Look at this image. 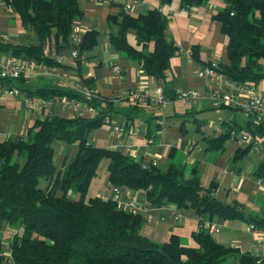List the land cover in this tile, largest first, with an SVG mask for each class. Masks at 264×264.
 Instances as JSON below:
<instances>
[{
  "label": "trees",
  "instance_id": "obj_1",
  "mask_svg": "<svg viewBox=\"0 0 264 264\" xmlns=\"http://www.w3.org/2000/svg\"><path fill=\"white\" fill-rule=\"evenodd\" d=\"M4 1L12 19L23 29L35 31L39 44H14L0 36L1 52L46 66H66L58 59V50L66 43L79 50L80 57L73 59L79 67L97 44L98 32L94 30L87 31L80 44L72 42L73 24L83 15L80 0ZM206 1L182 0L181 7L188 9ZM213 19L222 24L228 52L227 60L217 61L215 70L240 84L264 80V0H226ZM108 23L112 46L163 85L177 49L166 34L167 16L153 7L145 14L122 11L119 16L109 15ZM130 29L136 31V44L128 39ZM191 57L199 66L212 61L203 60L196 46ZM23 79L0 81L28 91L31 98L84 99L96 114L66 117L53 112L59 107H51L25 135L0 141V264H264V256L220 243L210 230L201 227L192 233V244L183 243L176 233L158 243L141 231L148 221L146 215L121 207L117 199L89 196L98 165L108 158L110 185L142 191L150 206L175 205L193 209L199 216L264 224V218L247 215L238 200L227 203L217 199L216 185L205 187L194 173L195 166L190 171L173 160L165 167L148 166L120 151L93 146L90 133L109 122L115 98L98 94L88 85L89 97L73 89L29 90ZM85 82L90 84L91 80L86 78ZM167 92L169 99H176V94L168 96ZM146 102L151 103L149 99ZM248 129L253 136H264V122H254ZM226 137L221 134L209 139L210 148L224 151ZM57 141L77 146L76 153L61 167L55 160ZM250 148H240L235 159ZM254 174L264 178V160Z\"/></svg>",
  "mask_w": 264,
  "mask_h": 264
},
{
  "label": "crops",
  "instance_id": "obj_2",
  "mask_svg": "<svg viewBox=\"0 0 264 264\" xmlns=\"http://www.w3.org/2000/svg\"><path fill=\"white\" fill-rule=\"evenodd\" d=\"M126 1L131 5L130 9L126 8L124 0H80L83 15L74 23L81 28L83 35L90 30L98 32L95 48L86 54L78 67L71 57L70 46L62 43L58 55L62 58L60 62L66 66H55L54 72L43 76L35 74L24 77V87L29 90L53 87L80 91L90 86L98 94L115 98L107 116L109 122L90 133L89 142L93 146L120 151L148 166L156 162L157 166L165 167L170 160L185 165L188 169L195 166L197 172L194 173L205 187L216 185L214 196L217 199L227 203L238 200L243 204L247 215L264 218V178L254 174L259 163L264 160L259 161L255 156L264 152V136H253L249 131L248 128L254 122L245 111L212 98L213 92L241 96L238 87L225 75L211 80L199 74V65L191 57V50L196 46L205 61L227 60V37L222 32L221 22L213 19V15L222 9L226 0H207L188 9L181 7L182 0H171L169 3L160 0ZM153 7H158L167 16L166 34L177 46L163 85L115 49L110 40L109 15L119 16L122 11L133 15L145 14ZM135 35L134 29L128 31V39L132 44H136ZM0 36L4 41L14 44H39L35 31L23 29L12 19L4 0H0ZM11 55L10 52L0 51L2 59ZM116 65L120 66L121 74L115 71ZM86 78L91 80L90 84L85 82ZM140 83L151 89L162 87L165 92L170 91L168 96L174 95L178 89L186 88L198 89L201 96L190 104L170 99L171 102L166 107L131 100L130 92ZM249 84L255 93L264 94V83ZM27 92L21 91L14 96L0 95V141L25 135L37 118L49 113L42 108L38 95H32L31 98ZM135 105L138 109L134 108ZM53 112L73 117L70 110L55 108ZM215 124L219 125V130L214 128ZM116 125L124 127L126 131H116ZM232 130L238 133L237 137H231ZM243 133L258 139L261 148L254 150L251 147L241 158L235 159L239 149L248 146L239 138V134ZM221 134L227 135L223 142L225 150L210 148L209 139ZM55 148V160L59 167L77 151L76 145L65 141H57ZM109 164L108 158L100 161L89 191H94L97 196L117 199L121 207L129 210L127 202L131 200L148 204L145 194L137 189L121 188L118 196L114 194L109 181ZM191 173L193 172H188ZM99 180H103L105 186L99 185ZM74 196L71 192V197ZM170 208V205L152 206L150 212L156 221L151 236H157L160 227L164 236L176 233L189 240L192 233L199 229V217H203L213 227L210 232L216 241L235 246L241 252L264 256V224L243 219L199 216L195 210L182 213L181 209L178 211L182 220L176 221ZM251 224L255 228H251ZM5 247H8V243H5Z\"/></svg>",
  "mask_w": 264,
  "mask_h": 264
},
{
  "label": "built area",
  "instance_id": "obj_3",
  "mask_svg": "<svg viewBox=\"0 0 264 264\" xmlns=\"http://www.w3.org/2000/svg\"><path fill=\"white\" fill-rule=\"evenodd\" d=\"M126 8L130 9L131 5L126 1ZM72 42L74 44H80L82 42L83 33L81 28L74 23L71 33ZM71 57L73 59L79 58V50L77 48L71 49ZM83 58V56H81ZM58 59L62 58L58 55ZM217 60H212L210 64L199 66V74L210 78L211 80H216L222 75L219 74L215 68L217 66ZM115 71L121 74L120 66L116 65L114 67ZM56 68L54 66H46L34 59L23 58L19 56L11 55L5 59L0 57V78H5L7 80H19L21 77H30L35 74L45 75L54 72ZM234 86H237L241 96H235L232 93H218L213 92L212 98L216 100L220 99L223 102L238 107L242 109L247 114H249L256 124H261L264 122V94H257L253 91V88L248 83L240 84L237 82H232ZM85 96H90V91L85 87L80 90ZM21 93V90L15 86H9L5 83H0V95L2 96H14ZM176 99L184 103L190 104L197 100L201 93L196 88H186L178 89L176 91ZM129 98L131 100L137 101H147L148 99L152 104L156 106L166 107L171 100L166 96L162 87H157L155 89L149 88L146 84L140 83L136 86L134 90L130 92ZM40 103L43 109H50L51 107H59L64 110H70L74 115L80 117H92L96 114V109L84 99H76L74 97H63L57 99H40ZM116 131L124 133L126 129L122 126L116 125ZM214 128L219 130V125L215 124ZM238 133L236 131H231V137H237ZM239 138L243 140L246 144L251 145L254 150H259L261 148L260 141L253 138L247 133L239 134ZM152 142V140H149ZM153 165H157L156 162ZM262 182V179H260ZM113 192L116 196L121 193L120 187H114ZM127 206L134 212L146 214L148 221L155 222L156 218L151 214L152 206L148 204L137 203L134 200L128 201ZM171 212L176 221L182 220V215L179 213L178 208L175 205H170ZM161 219H164L163 217ZM199 227L211 230L213 227L209 222H207L203 217H199ZM251 228H255L254 224L250 225ZM6 256H9L6 254Z\"/></svg>",
  "mask_w": 264,
  "mask_h": 264
},
{
  "label": "rangeland",
  "instance_id": "obj_4",
  "mask_svg": "<svg viewBox=\"0 0 264 264\" xmlns=\"http://www.w3.org/2000/svg\"><path fill=\"white\" fill-rule=\"evenodd\" d=\"M259 83H264V80L260 81ZM247 154H249V152ZM250 155H252V153H250ZM255 156L257 157L256 159L260 161V160L264 159V152H259V153L255 154ZM98 183L101 186H105V185H103V180H99ZM88 195L89 196H93V195H95V192L94 191H89ZM181 212L182 213H191V212H194V211H193V209L186 208V209H181ZM161 224H164V223H161ZM153 225H154V222H148L147 221V223H144V226H143V228L141 230L142 233L147 235V236H149L152 239L154 238V240H156L158 243L165 242V240L168 239V237H169L168 235L169 234L167 236L166 235L164 236V234L160 231V227L157 230V236H151L152 231H154L153 230ZM178 230H179V226H177V228H176V231H178ZM10 231L11 230H8V233H6V235L9 234ZM166 231H167V229H166ZM181 239H182L183 243H188V244H190V243L192 244L193 243V241L191 240L192 239L191 237H190L189 240H188V238L186 239L184 237H182Z\"/></svg>",
  "mask_w": 264,
  "mask_h": 264
}]
</instances>
